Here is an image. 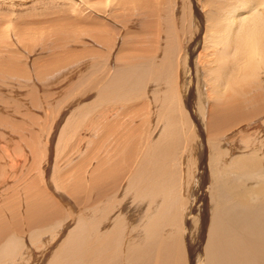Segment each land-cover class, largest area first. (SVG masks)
<instances>
[{
	"label": "bare ground",
	"instance_id": "1",
	"mask_svg": "<svg viewBox=\"0 0 264 264\" xmlns=\"http://www.w3.org/2000/svg\"><path fill=\"white\" fill-rule=\"evenodd\" d=\"M195 1L188 3L197 13ZM246 1L256 8L257 0ZM21 4L0 0V68L5 63L11 69L17 87L24 88L20 82L29 80L26 68L36 69L31 80L45 79L52 72L39 70V63L44 62V69L56 57L40 55L38 64L26 61L25 67L19 62L23 55L15 57L12 47L17 41L35 43L39 33L29 32L30 27L55 26L51 39L69 55L65 42L84 41L88 49L71 55L86 54L90 67L95 61L98 69L97 75L88 74L89 65L82 70L90 77V90L79 93H89L84 107L76 89L87 85L86 80L72 82L70 87L76 88L68 102L76 110L66 107L70 113H60L62 128L50 145L59 156L73 151L63 162L49 159L53 173L66 169L57 180L61 193L50 196L45 187H37L42 177L38 160L49 152L37 132L47 131L50 116L25 109L32 123L27 125L0 118V139L5 140L0 145L26 148L22 162L13 165H23L20 171L11 172L0 158V188L5 187L9 203L7 208L0 204V264H264V86L256 83L264 76V12L241 22L234 9L232 25L219 18L211 25L209 14L202 13L211 25L206 32L208 26L202 28L207 39L197 31L201 27L185 24L191 20L185 3L182 15H173V0H32L25 3L31 6L27 9ZM5 8L17 15L3 17ZM68 12L75 16L66 17ZM20 25L25 30L18 31ZM44 37L50 39L47 32ZM32 92L29 100L39 95ZM7 99L1 103L20 112L19 103ZM6 122L13 124L14 137L3 134ZM79 127L84 137L78 139L85 143L69 146L77 137L68 136ZM91 136L100 139H92L89 148ZM35 170L40 174L32 175L27 185ZM14 173L27 175L13 180ZM10 178L14 184L7 182ZM24 192L23 208L17 202ZM64 226L67 232L60 240Z\"/></svg>",
	"mask_w": 264,
	"mask_h": 264
},
{
	"label": "rangeland",
	"instance_id": "2",
	"mask_svg": "<svg viewBox=\"0 0 264 264\" xmlns=\"http://www.w3.org/2000/svg\"><path fill=\"white\" fill-rule=\"evenodd\" d=\"M17 1H19V0H17ZM30 1H32V0H21V6H20V8L21 9H24V8H30L31 6H28V5H26L25 3L27 2V3H29ZM177 1H179V0H175V2H174V0H173V4H174V10L172 9V11H173V13H175V14H173V15H176V17H178V15L177 14H179L180 16L182 15V9L184 8V6L185 7H187L186 8V13L187 12H189L188 14L189 15H187L186 16V18H188V17H190L191 18V20L188 18V20L187 21H185V24H186V22H188L187 23V25L189 24L190 26H188V27H193L194 29L195 28H200V29H197V31L200 33V36H202V37H207V39H208V33L207 34H205V35H203V33H204V31L206 32V30H208L209 29V25H210V22H211V25L213 24V22L214 21H216V22H218L219 21V19H221L220 21L221 22H224V23H230L231 25H232V18H231V14H232V11L235 9V10H237V12H236V14L238 15L236 18H238L237 20H239L240 19V21L241 22H246V21H249V20H251V19H253V18H256V17H258L259 15H260V13H262V12H264V9H262V10H259L258 9V3H260L259 5H260V8H262V3H264V0H257L256 2H258V3H256V8L253 6V5H250L249 3V7L251 8V6L252 7H254V8H249V7H247V1L246 0H234V3H233V0H209L210 1V3H212L211 5H214V6H210V3H208L209 1L208 0H203L204 1V5L202 6V4H200V3H202L203 1H200V3H198L199 2V0H196L195 1V3L196 4H194L195 5V7L196 6H198V5H200V7L198 6V8H197V13H196V10L193 8V6H191V3H190V5H189V3H188V1L190 2V0H182V1H179V5L177 4L178 2ZM184 1V2H183ZM194 1V0H193ZM238 1L240 2V3H238ZM249 1H253V0H249ZM183 2V3H182ZM187 2V3H186ZM253 2H255V0L253 1ZM7 3H9V2H7ZM184 3H185V5H184ZM219 3V4H218ZM226 3V4H225ZM184 5L183 7H181V5ZM186 4H187V6H186ZM233 4V5H232ZM46 5H50V4H46ZM177 5V6H176ZM242 5H244V7L242 6ZM101 6V5H100ZM206 6H208V7H206ZM230 6V7H229ZM233 6V7H232ZM3 7V6H2ZM40 7V6H39ZM51 7V6H50ZM178 7V8H177ZM201 7H203L202 9H201ZM164 8V7H163ZM201 9V11H200V9ZM218 8V9H217ZM230 10H229V9ZM244 8V9H243ZM249 8V9H248ZM189 9V10H188ZM192 9V10H191ZM204 9V10H203ZM247 9V10H246ZM4 11H1V13H2V15H4L3 17H7L8 15H11V14H14V15H17L16 13H10L8 10H7V8H5V9H3ZM40 10V9H39ZM45 11H50V9H49V7H46L45 9H44ZM208 10V11H207ZM215 10H218L217 12H215L214 13V11ZM246 10V11H245ZM258 10V11H257ZM158 11V10H157ZM175 11V12H174ZM191 11H192V13H191ZM194 11V12H193ZM206 11V12H205ZM221 11H222V13H221ZM253 11L255 12V13H253ZM259 11H261V12H259ZM21 13H24L25 11L24 10H21L20 11ZM178 12V13H177ZM181 12V13H180ZM242 12V13H241ZM243 12H250V13H246V14H248V15H246V14H243ZM252 12V13H251ZM259 13V15H258V13ZM5 13V14H4ZM8 15H7V14ZM202 13H207V16H208V14H209V16L207 17V18H209V20H210V22L208 21V23L206 24V22H207V18H205V16L206 15H204L203 16V14ZM226 13V14H225ZM229 13V14H228ZM191 14V15H190ZM196 14V15H195ZM200 14H202V16L200 15ZM217 14H219V16L217 15ZM240 14H242V15H240ZM254 14V16H252V15ZM7 15V16H6ZM67 16L66 17H73V16H75V15H72V13H69L68 12V14H66ZM71 15V16H70ZM218 16V17H216V16ZM225 15V16H224ZM244 15V16H243ZM19 16V15H18ZM18 16H14V17H18ZM53 15H51L50 17H52ZM193 17V19H192V17ZM196 16V17H195ZM252 16V17H251ZM262 16V15H261ZM199 17H200V19H199ZM221 17V18H220ZM240 17V18H239ZM264 17V16H263ZM8 18H9V16H8ZM8 18H6V19H8ZM194 18H196V19H194ZM219 18V19H218ZM251 18V19H250ZM13 19V18H12ZM57 20H59V18L57 17L56 18ZM9 20V19H8ZM179 20V19H178ZM245 20V21H244ZM206 21V22H205ZM226 21V22H225ZM178 22V21H177ZM203 22V23H202ZM205 22V23H204ZM196 23V24H195ZM204 24H206V25H204ZM198 26V27H196V26ZM200 25V26H199ZM204 25V26H203ZM210 25V26H211ZM231 25H229V26H231ZM8 26H11V25H8ZM34 26H36V25H34ZM205 27H207L206 29H204ZM17 29H18V31H20L21 29L22 30H25V29H23V26L22 25H20V28H18V27H16ZM25 28V27H24ZM38 28V29H37ZM41 28V29H40ZM46 28V29H45ZM55 28V26H48L47 24L46 25H43V26H41V27H30V30H29V32L31 31L32 32V34H34L35 36H37V34H38V37L36 38V41H35V43H34V41H30L29 43H21V42H19V41H17L19 44H18V46L17 45H14V47H12L13 49V54L15 55V57H17V56H20V53L23 55L22 57H23V60H22V58H21V61H19L20 63H22L23 64V62H24V64H25V62L27 61H29V62H31L32 61V63L34 62L35 63V65L36 64H38L39 63V61L41 60V59H39L38 57L41 55V56H46V55H50V54H52V55H55L56 57H52L53 58V61H52V63L51 64H49V65H47L46 66V68H42V65H44V62H40L39 64H41L39 67H41L39 70H41V71H47V72H52V73H49V74H47V73H45V74H47V75H43V77L42 78H45V79H42V80H36L35 78H36V76H35V78H33L32 80H34L35 79V81H32L31 80V74L32 75H36V69H34L33 68V71H27L28 69L26 68V72L27 73H31L29 76V80H31V81H29V80H26V79H24L23 80V82H20L21 83V85L22 84H24V86L26 87H24V88H20V87H17L18 85H17V82H19V81H17V82H14V80L10 77V72H11V69L7 66V65H5V63H2V65H1V68L2 67H4V66H7L6 68L8 69L7 71H3V69H5V67L4 68H0L1 70H0V118L1 117H3V118H1L2 120L3 119H6L7 120V118H9L10 119V122H12V121H14L15 119V121H17V123L16 124H18L20 121L21 122H24V124L25 125H27V124H29V123H31V120L29 119V117L28 118H25V114H24V111H26L27 109L29 110L28 112L30 113H32L33 115H39V117L41 116V117H43L44 118V116H45V114L47 115L48 114V117H49V122H48V126H49V128H47V127H45V131L47 130V131H49V134H48V132L46 131V132H44V131H39V133L37 132V134H39V136H38V138H40V141L42 142V143H44V144H46L45 142L47 141V144H48V146H49V152L47 153V155H46V157L43 159V161H41V160H38V164H37V166H38V171H40V172H42L41 174L37 171V170H35L34 172H33V174H30V173H28V174H30L31 175V177H30V180L28 179V181H27V185L31 182V180H33V178H32V175H36V174H40L42 177H41V179H39V181H38V183H37V187L38 188H46V191L48 190V192L47 193H49V195L51 194V195H55L56 194V192H59V193H61L62 192V189L58 186V182H57V180H58V178L60 177V176H62V175H64L65 174V172H66V169H61V170H58L57 171V173L55 172V173H53V171H52V169H53V166H52V164H51V162L54 160V159H57L58 157H59V160L61 161V162H63V160H64V156H66V157H68V156H70V155H72V153H73V151H71V152H69V151H67V153H69V154H64V155H61V156H59V155H57L56 154V152H55V150L53 151V152H51V142L53 141H55V139H54V137H57V135L56 134H58L59 132H60V130L59 129H61L62 128V120L64 119V115H62V117L60 116V113L64 110V113H70V109H71V111H74V110H76V109H74L75 108V106H73V107H71V105H70V103L68 102V101H70V99H71V97H68L69 96V92L71 93V91L73 90V88L75 89L76 87H70L71 86V84H72V82H74V79H78V82L80 81V80H86V83H87V85H83V86H81V88H79L78 90L76 89V93H78V97H82L80 94L83 92V91H85V94H86V92L87 91H89L90 90V85H88V79L90 78L89 77V75H88V77L87 76H85L87 73V71L85 72V73H83L82 72V70H86L87 69V66L89 65V72H88V74H90V72L91 71H93V72H96V68L98 69V66H96V64H97V62H93V64H94V67H90L91 65H90V62H89V60H90V58H89V56H85L86 54H84L83 56H74V55H71L73 52H76V53H78V52H83L85 49H88V48H86L87 47V45H85V42L83 41L82 42V44L83 45H81V44H79V42H76V43H72V42H65V46L64 45H62V42L60 43V41L59 42H57V41H55V42H57V43H59L60 45H62V47H66L67 48V50H66V52H71L70 53V55L68 54V53H64V51H62V50H59L58 49V46H56V44L54 43V41H52V39H51V37H53L52 36V34H51V29H54ZM204 29V31H202L203 29ZM10 29H12L11 27H10ZM9 29V30H10ZM14 29V28H13ZM13 29H12V31H13ZM20 29V30H19ZM34 31H33V30ZM45 31H44V30ZM35 30H37V31H35ZM42 30H43V32H42ZM35 32H37L36 34H35ZM46 32H47V37L49 36L50 37V39H48V38H46L45 39V37H44V35L46 34ZM114 32H117V30H114ZM201 33H202V35H201ZM196 35V34H195ZM194 35V36H195ZM46 40V41H45ZM45 41V42H44ZM44 42V43H43ZM50 42V43H49ZM51 43H52V46H51ZM68 43V44H67ZM22 44V45H21ZM47 44H49V45H47ZM36 45V46H35ZM44 46V48H42V47ZM61 46H59V48L61 49L62 48ZM207 47L209 48V44L207 45ZM1 48H3L2 46H1ZM16 48V49H15ZM35 48H37V49H35ZM54 49V50H53ZM4 50V49H3ZM15 50H16V52H15ZM23 50V51H22ZM1 51V50H0ZM53 51V52H52ZM2 52H5V51H2ZM98 52V51H97ZM96 52V53H97ZM101 52V54H103L104 52H102V51H99V53ZM5 54H7V53H5ZM38 54V55H37ZM98 55V54H97ZM31 56V57H30ZM0 57H1V55H0ZM14 57V58H15ZM98 57L99 56H97V57H95V59L94 60H97L98 59ZM38 58V59H37ZM33 59V60H32ZM36 61H38V63L36 62ZM29 62H28V64H29ZM65 63H68L69 64V66H66L65 65ZM72 63H76V64H72ZM4 64V65H3ZM24 64H23V66H24ZM70 64H72V65H70ZM30 65V64H29ZM28 65V66H29ZM98 65V64H97ZM86 66V67H85ZM25 67V66H24ZM27 67V66H26ZM54 67H55V69H54ZM85 67V68H84ZM100 68V67H99ZM92 69V70H91ZM35 70V71H34ZM39 70H37L38 72H39ZM50 70V71H49ZM53 71H54V73H53ZM65 71V72H64ZM259 71H260V69L257 71V70H254L253 72H258L259 73ZM6 74V75H5ZM39 74V73H38ZM50 74H58L56 77H52L51 79H47L46 77H44V76H47L48 77V75H50ZM9 75V76H8ZM96 75H97V72H96ZM98 77V76H97ZM11 78V79H10ZM55 78H57V79H55ZM3 79V80H2ZM8 79V80H7ZM4 80H6V81H4ZM55 80H56V82H55ZM58 80V81H57ZM41 81H44V83L43 82H41ZM54 81V82H53ZM258 81V82H257ZM257 81H256V83L259 85L258 87H260V85L263 87L264 86V76L262 75V74H260V76L259 77H257ZM38 82V83H37ZM41 82V83H40ZM43 83V84H42ZM54 83H56V84H54ZM85 83V84H86ZM261 83V84H260ZM263 83V84H262ZM42 84V85H41ZM45 85V86H44ZM33 86V87H32ZM42 86L43 87H47V89H48V87H49V90H47L46 91V89L44 90H42ZM29 89H28V88ZM67 87V88H66ZM63 88V89H62ZM33 90V92L32 93H34L33 95H38L37 97L36 96H33V97H35V98H33L32 97V100L30 101L27 97H28V95L29 96H31L30 95V93H31V91ZM66 89H67V91H66ZM22 90V91H21ZM30 92V93H28V91ZM61 90V91H60ZM87 90V91H86ZM6 91V92H5ZM92 92H94V89H92L91 90ZM44 92V93H43ZM47 94H46V93ZM65 93V95H64V93ZM36 93V94H35ZM41 93V94H40ZM73 93V92H72ZM80 93V94H79ZM50 95V96H48L47 97V95ZM4 95H6L5 96V98H4ZM27 95V96H26ZM82 95H84V94H82ZM42 98V99H40V97ZM44 96H46V97H44ZM72 96V95H71ZM89 96V93H88V95H85L84 97H82V102H81V104H80V106L81 107H84V102L86 101V97H88ZM1 98H2V100H1ZM8 98V99H7ZM73 98H75V97H73ZM84 98V99H83ZM6 99L7 100H13V99H15V101H17L16 103H19V107H21L22 109L20 110V112H13L12 113V111L13 110H11V111H9V106L7 105H3L2 103H1V101H4V102H6ZM34 99V100H33ZM92 101V99L91 100H88L87 101V103H89L90 104V102ZM32 102V103H31ZM52 102V103H51ZM56 103V105H55V103ZM66 102H68V103H66ZM86 103V104H87ZM92 103V102H91ZM37 105V107H38V109H37V107H35L34 105ZM65 104H67V105H65ZM72 104V103H71ZM89 104H87V106L89 105ZM12 105V109H14V105L13 104H11ZM63 105H65V106H63ZM70 105V106H69ZM83 105V106H82ZM7 108V113H6V109H5V107ZM52 106V107H51ZM63 107V108H62ZM66 107H70V109L69 108H66ZM10 108V109H11ZM53 108V109H52ZM78 108V107H77ZM26 109V110H25ZM40 109V110H39ZM58 109V110H57ZM68 109H69V112H67L68 111ZM44 110H45V112H44ZM60 110V111H59ZM5 111V112H4ZM10 113H9V112ZM50 111H51V114L52 115H50ZM53 111V112H52ZM57 111H58V113H59V115H57V117H56V114H57ZM3 113H6V114H10V116L11 115H13V118H12V116H11V118H10V116H8V115H6L5 116V114H3ZM18 113H21V114H18ZM67 114V115H68ZM18 115H19V117H18ZM66 115V116H67ZM15 116V117H14ZM5 117V118H4ZM25 118V119H24ZM22 119V120H21ZM29 120V121H27V120ZM19 120V121H18ZM25 120V121H24ZM60 120H61V122H60ZM9 121V120H8ZM15 121L13 122V124H15ZM58 121V122H57ZM2 122V121H1ZM10 122H6V126H10L9 125V123ZM19 123L20 125H24V124H22V123ZM34 123V122H33ZM39 122H37V124H38ZM55 123V124H54ZM12 124V125H13ZM32 124V123H31ZM36 124V125H37ZM11 125V126H12ZM20 125L18 126V128L20 127ZM40 125V124H39ZM41 125H44L45 126V124H44V122H41ZM117 124H115V126H116ZM6 126H5V129L4 130H7V131H9L8 133H6L7 131H3L4 133V135H5V137H14L17 133H15L16 132V130H15V128H11V126L9 127V128H7L6 129ZM82 126V125H81ZM113 126V125H112ZM114 126V127H115ZM118 127H120V125H117ZM116 126V127H117ZM113 127V128H114ZM112 128V130L113 131H115L116 133H117V128ZM2 128V127H1ZM0 128V130H1V132H2V130H3V128L1 129ZM81 127H79V128H76V130H74V132L73 133H71V135L70 136H68V137H77L76 139H74V138H72V139H74V140H70V142H68V144H69V146H71L72 144H74V146L75 147H78V144L80 143V144H84L85 143V139H78L79 138V136L80 137H84V136H81V132H84V128H81ZM51 131H50V130ZM119 130H120V128H118ZM119 130H118V132H119ZM14 131V132H13ZM19 131V130H18ZM17 131V132H18ZM80 131V132H79ZM86 131V130H85ZM263 131L264 130H262V134H261V137H263ZM27 132H29L28 130H27ZM53 132V133H52ZM76 132V133H75ZM15 133V134H14ZM34 133V132H33ZM46 133V134H45ZM86 134H85V136L86 137H88L87 136V134H89L88 132H85ZM9 134H10V136H9ZM14 134V135H13ZM37 134H35L34 133V135L36 136ZM53 134V135H52ZM121 134V133H120ZM34 135L32 136V137H34ZM79 135V136H78ZM121 135H116V137H120ZM1 137H4L3 135L1 136ZM115 137V136H114ZM245 137H249V136H245ZM90 139H91V141H89L90 142V144H89V142H88V147L90 148V147H92V139H94V141L95 142H97V141H99V137L97 138V137H89ZM50 139H51V141H50ZM84 140V141H83ZM3 141H5V140H3ZM3 141H2V139H0V142H1V144L3 143ZM82 141V142H81ZM78 142V144H75V143H77ZM7 143V142H6ZM72 143V144H71ZM12 144V146L14 145V143H11ZM8 145H10V143L8 144ZM5 146L4 148H3V145H0V149H1V151H0V154L2 155V157H1V155H0V158H1V160H2V162H4L6 165H7V167H8V169L12 172V170L15 168L16 169V171H20V169H21V167L23 166V165H19V166H17V167H14L13 165H17L18 163H21L22 162V157L24 156L22 153L24 152V150L26 151V148H25V146L24 145H22V150H20V148H13V147H11V150H9V146ZM16 145V144H15ZM52 146H54L53 144H52ZM8 149H7V148ZM6 148V149H5ZM5 149V150H4ZM12 149H15L14 151L12 150ZM54 149V148H53ZM69 149H70V147H69ZM84 149H86V148H84ZM84 149H81L80 150V153L81 154H84ZM9 150V151H8ZM8 153H7V152ZM20 151V152H19ZM23 151V152H22ZM46 151H47V149H46ZM64 152H66V150L64 151ZM13 153V154H12ZM9 154V155H8ZM15 154H16V156H15ZM7 155V156H6ZM57 157H56V156ZM68 155V156H67ZM5 156H6V158H5ZM10 158H9V157ZM14 156V157H13ZM20 156V157H19ZM52 156V157H51ZM62 157V158H61ZM3 158H4V160H3ZM61 158V159H60ZM11 161H10V160ZM49 159H50V161H49ZM12 160H13V162H12ZM7 161H8V163H7ZM11 163H10V162ZM46 163H45V162ZM47 161H49V162H47ZM48 163L49 164H51L50 166L48 165ZM43 164H45V165H43ZM42 165L43 166H45L44 168H43V170H44V173H45V175H46V177L45 178H43L44 177V173H43V170H42ZM10 166H11V168H10ZM21 166V167H20ZM46 166H49V168L48 167H46ZM19 169V170H18ZM25 169H26V167H25ZM0 170H1V168H0ZM42 170V171H41ZM14 171V170H13ZM64 173V174H63ZM16 174V175H15ZM51 174H52V176H51ZM27 174H19V173H14V174H12L11 176L13 177V180L16 178V176L18 177V180L20 179H22V177L23 176H26ZM54 175V176H53ZM10 176V177H11ZM22 176V177H21ZM11 177V178H12ZM52 177V178H51ZM9 179V181H7L9 184H10V182L12 181V179ZM32 178V179H31ZM47 181V182H46ZM41 182H42V184H41ZM53 182V183H52ZM12 183L14 184V181H12ZM40 183V184H39ZM26 185V186H27ZM45 185V186H44ZM26 186H25V191H26ZM58 190V191H57ZM4 191H5V187L2 189V188H0V204H2L3 202H5V200L6 199H4ZM50 195V196H51ZM62 194H60V196H61ZM20 197V200L17 198V204L19 205L20 204V206L21 207H25L24 205H25V198L27 197V195H26V193L24 192L23 193V195L22 196H19ZM62 197V196H61ZM3 201V202H2ZM15 202V203H16ZM6 203V208H7V206H8V204H7V201L5 202ZM5 203H3V204H5ZM24 203V204H23ZM72 207V206H71ZM72 211H74V210H72ZM71 224V221H70V223H67V225H70ZM72 225V224H71ZM70 225V226H71ZM64 228V229H63ZM62 228V230L60 231V233L58 234V236L60 237V240L65 236V234H66V230H67V226H64ZM26 234V233H25ZM25 237V236H24ZM27 237V236H26ZM26 239H28V238H26ZM43 240V239H42ZM26 241V240H25ZM27 243V242H26ZM54 244V243H53ZM27 245H28V243H27ZM28 247H30L29 245H28ZM48 247V248H47ZM46 247V249H45V251L47 250V249H49L51 246H47ZM44 248L45 247H42V249H41V251H44ZM40 251V252H41Z\"/></svg>",
	"mask_w": 264,
	"mask_h": 264
}]
</instances>
